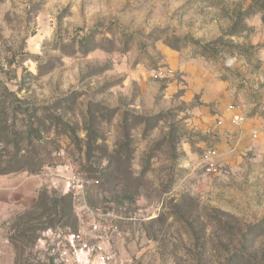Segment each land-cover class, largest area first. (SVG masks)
<instances>
[{
	"label": "rangeland",
	"instance_id": "374dc122",
	"mask_svg": "<svg viewBox=\"0 0 264 264\" xmlns=\"http://www.w3.org/2000/svg\"><path fill=\"white\" fill-rule=\"evenodd\" d=\"M262 1L0 0V264H264Z\"/></svg>",
	"mask_w": 264,
	"mask_h": 264
},
{
	"label": "trees",
	"instance_id": "16d2710c",
	"mask_svg": "<svg viewBox=\"0 0 264 264\" xmlns=\"http://www.w3.org/2000/svg\"><path fill=\"white\" fill-rule=\"evenodd\" d=\"M260 5L264 9V0L260 3ZM53 118H54V121H57L58 116L57 117L54 116ZM2 121L5 123L4 120H2ZM2 121L0 120V124L2 123ZM58 123H59V121H58ZM14 135H16V138L18 137L17 132H14ZM36 139H37V141L46 140L45 138H42L41 136H38V138H36ZM47 143H50V141H47ZM56 144H57L56 141L51 142V145L55 146V148L52 150V152L57 151L58 148H57ZM38 145L40 146L39 142H38ZM17 147H18V144L16 145V150H14L16 153L14 151L11 152V155H10V162L11 163L9 164V165H11L13 162V165L16 164L17 167L16 168H0V174L15 172V171L23 169V167L20 166V163L17 159V155L19 153V151H17ZM42 148L44 149L45 146H43V145L40 146V149H42ZM47 153L50 154L51 152H47ZM40 155H41L40 150L35 151V152H30V156H28L27 162H25L30 168H32V170H31L32 172H38L42 169V167L45 164H50L53 162V159H44ZM50 158H52V156ZM56 205H58V203H56Z\"/></svg>",
	"mask_w": 264,
	"mask_h": 264
},
{
	"label": "built area",
	"instance_id": "2783aa9c",
	"mask_svg": "<svg viewBox=\"0 0 264 264\" xmlns=\"http://www.w3.org/2000/svg\"><path fill=\"white\" fill-rule=\"evenodd\" d=\"M201 163L203 164V168L207 171H214L217 166L216 162V151L209 150L204 152Z\"/></svg>",
	"mask_w": 264,
	"mask_h": 264
}]
</instances>
